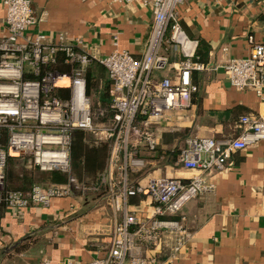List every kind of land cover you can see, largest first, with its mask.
<instances>
[{"label":"built area","instance_id":"2783aa9c","mask_svg":"<svg viewBox=\"0 0 264 264\" xmlns=\"http://www.w3.org/2000/svg\"><path fill=\"white\" fill-rule=\"evenodd\" d=\"M111 1L137 4L152 12L140 58L120 49L94 55L82 38L32 31L42 18L35 14L31 0H2L7 33L0 39V205L20 210L75 197L73 180L34 184L26 192L6 190L4 167L9 155L28 157L42 172L69 173L75 130L83 129L89 141L108 146L107 165L99 175L107 191L98 200L112 207L111 231L97 243L99 252L88 260L68 258L54 263L44 257L37 264H182L191 235L186 205L216 188L209 175L215 168L222 171L233 151L264 139V117L245 114L239 119L242 131L236 137L188 140L175 164L194 171L190 178L164 175L132 180L133 173L144 172L151 163L146 157L157 150L158 127L172 111L191 104L198 90L193 71L207 70L209 65L197 59L199 40L181 23L179 7L184 0ZM213 1L233 5V0ZM171 49L181 55L174 63V77L154 75L171 65ZM60 53L68 70L60 68ZM92 61L105 68L110 82L111 127L94 126L85 77ZM221 66L232 87L251 88L264 102V43L254 45L250 55L228 58ZM80 185L85 192L96 190L94 182ZM131 197H140L139 202L131 203Z\"/></svg>","mask_w":264,"mask_h":264},{"label":"crops","instance_id":"0c3cea01","mask_svg":"<svg viewBox=\"0 0 264 264\" xmlns=\"http://www.w3.org/2000/svg\"><path fill=\"white\" fill-rule=\"evenodd\" d=\"M31 3L42 18L32 31L82 38L94 55L120 49L140 58L146 48L152 12L137 4L126 6L111 0ZM179 10L184 29L201 42L199 51L209 68L193 71L198 90L191 104L172 111L158 127L159 145L146 157L151 163L144 172L133 173L132 180L164 175L190 178L194 171L175 164L190 138H233L242 131L238 126L242 115L264 117L261 96L251 88L232 87L221 66L228 58L250 55L254 45L264 43V0H233L232 6L184 0ZM5 13L0 0V39L7 33ZM169 52L171 65L154 75L174 77V63L181 55L174 49ZM209 180L216 188L194 198L184 209L191 235L182 264H264V139L233 151L225 168H215ZM75 197L55 198L48 207L15 210L0 206V264H37L44 257L58 263L96 256L97 243L106 232L102 230L97 237L82 235L88 226L103 227L109 203L102 202L99 210L80 216L74 214ZM85 217L92 222L83 221Z\"/></svg>","mask_w":264,"mask_h":264},{"label":"trees","instance_id":"16d2710c","mask_svg":"<svg viewBox=\"0 0 264 264\" xmlns=\"http://www.w3.org/2000/svg\"><path fill=\"white\" fill-rule=\"evenodd\" d=\"M200 45L201 42L199 41L197 59L206 63V60L200 54ZM58 60L61 62V69L68 70L70 68L67 64H63V54H59ZM85 77L87 82V94L92 99V109L96 117L94 126L96 128L113 126L114 110L109 103L108 94L110 82L106 77L105 68L100 63L92 61L86 68ZM100 111L103 112L101 113ZM2 143L3 146H6L5 137H3ZM173 155H176L175 152H173ZM70 158V172H50L48 181L50 184H69L71 180L76 179L78 183L82 184L90 179L91 182H94L96 185V190H94L96 195L93 197L88 195L85 200L87 203H89V201H97L107 191V186L105 183L101 182L99 175L104 172L107 165L108 146L89 141L86 131L77 129L72 135ZM34 170L38 169L31 164L28 157L21 158L9 155L4 167L5 189L26 192L30 190L32 185L40 184L36 182ZM74 192V196H76L77 193L75 190ZM139 199L140 197H132L130 202L138 203ZM0 206H5V204L3 203Z\"/></svg>","mask_w":264,"mask_h":264},{"label":"rangeland","instance_id":"374dc122","mask_svg":"<svg viewBox=\"0 0 264 264\" xmlns=\"http://www.w3.org/2000/svg\"><path fill=\"white\" fill-rule=\"evenodd\" d=\"M34 173H35V179H36V182L40 183V184H43V185H49L50 182L48 181V177L50 175V173H47V172H42V171H39V170H34ZM74 181V190L76 191L77 193V197H75V205H77V209L75 208L74 210V214L76 215H87L89 212H93V211H96L100 205V203H102V200H97L95 202L93 201H89V203H87V201L85 200L86 196H90V197H93L94 195H96L95 191L91 190V191H87L85 192L82 188H78V186L80 187L81 183H78L76 179H73ZM89 181L91 182V180L89 179ZM85 201V202H84ZM103 204H106V202H103ZM106 214L109 213V216H106L108 217L107 219H105V221L103 222V227L100 228V226L98 228H89V226L87 228H85V232L82 236L84 237H93V236H98V234L100 232H102V230L104 232H106L105 236L111 231V223H110V218H111V215H112V208H111V205H107V208H106ZM84 220H87L88 222L92 220H89V217H85L83 219ZM86 223V222H85ZM81 231V230H80ZM81 234V233H80ZM107 237V236H106ZM82 238V237H81ZM89 243V242H88ZM90 243H93L90 242Z\"/></svg>","mask_w":264,"mask_h":264}]
</instances>
